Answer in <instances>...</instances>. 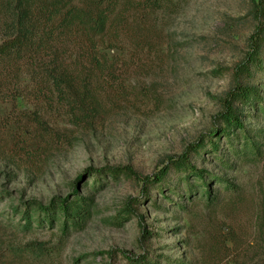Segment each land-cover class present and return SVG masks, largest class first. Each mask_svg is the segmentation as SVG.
<instances>
[{
    "label": "rangeland",
    "instance_id": "rangeland-1",
    "mask_svg": "<svg viewBox=\"0 0 264 264\" xmlns=\"http://www.w3.org/2000/svg\"><path fill=\"white\" fill-rule=\"evenodd\" d=\"M259 1L162 0L150 8L122 0L98 38L101 52L114 61L111 77L95 75L60 97L49 86L36 92L26 76L25 93L0 98V217L15 220L10 209L22 200L47 204L71 196L80 176V191L95 200L84 227L67 233L60 222L27 234L0 226L4 245H45L44 256L18 264H141L140 257L158 264H251L264 256L261 111L247 109L245 128L232 143L222 136L217 151L207 144L201 155L191 153L193 165L214 178L213 203L199 191L181 195L187 185L174 170L169 185L146 193L124 176H106L94 189L96 176L88 170L131 166L152 174L200 137L207 140L222 124L216 116L236 85L252 36L264 35V17L255 13ZM240 80L264 97V73ZM244 133L260 144L259 158L235 152L244 147ZM131 197L139 199L133 206L140 219L113 223Z\"/></svg>",
    "mask_w": 264,
    "mask_h": 264
},
{
    "label": "trees",
    "instance_id": "trees-1",
    "mask_svg": "<svg viewBox=\"0 0 264 264\" xmlns=\"http://www.w3.org/2000/svg\"><path fill=\"white\" fill-rule=\"evenodd\" d=\"M144 6L158 7L162 0H139ZM122 0H0V98L16 100L25 93L22 86L24 77L34 82L36 92L41 93L49 86L52 93L60 97L68 94L76 83L82 88L97 75L111 77L114 72V61L99 49L98 38L103 37ZM255 13L258 18L264 17V0L255 2ZM73 44L70 50L66 45ZM67 46V47H66ZM264 35L258 31L251 38L250 50L245 60L236 68L237 80L223 101V108L216 120L222 124L207 135V140L200 137L180 156H171L169 162L160 170L142 175L131 166L89 168L91 177H95L92 188L102 178L110 176L119 179L124 176L142 183V191L154 186L169 185L171 171L181 174L179 181L186 183L187 189L181 195L191 198L203 193L208 202L216 201L217 190L209 186L213 177L206 179V171L198 169L192 163L191 153L201 155L207 149L217 151L220 138H238L244 130L243 121L246 111L252 107L264 113V97L260 88L249 82H241V76L250 79L256 71L264 73ZM43 93V92H42ZM245 144L242 149L236 148L238 155L256 159L262 154L260 144L250 134L244 133ZM82 181V176L78 182ZM178 181V182H179ZM73 183V194L69 197L55 196L47 204L36 199L22 200L12 206L10 214L15 220L0 217V226L21 233H30L38 227H51L62 223L63 232L70 228H82L94 213V198L80 191ZM232 188H237L230 184ZM206 187V190L201 187ZM229 186L226 185L227 189ZM139 199L131 197L125 207L114 217L117 225L128 217L140 219L133 204ZM16 219H18L16 221ZM143 235H149L143 229ZM45 245L27 243L24 245H4L0 243V264H18L27 259L41 258L46 254ZM136 262L141 264H158L148 262L140 257ZM251 264H264V256Z\"/></svg>",
    "mask_w": 264,
    "mask_h": 264
}]
</instances>
